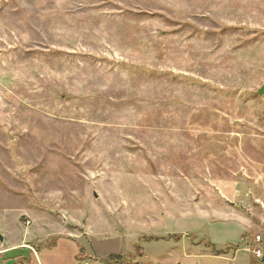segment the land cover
Masks as SVG:
<instances>
[{"label":"rangeland","instance_id":"374dc122","mask_svg":"<svg viewBox=\"0 0 264 264\" xmlns=\"http://www.w3.org/2000/svg\"><path fill=\"white\" fill-rule=\"evenodd\" d=\"M263 86L264 0H0V264H262Z\"/></svg>","mask_w":264,"mask_h":264},{"label":"trees","instance_id":"16d2710c","mask_svg":"<svg viewBox=\"0 0 264 264\" xmlns=\"http://www.w3.org/2000/svg\"><path fill=\"white\" fill-rule=\"evenodd\" d=\"M180 237H175V236H168L165 239H176V241L179 240ZM162 240H164V238H161ZM161 239L157 238V239H143L146 241V243H150V242H159L161 241ZM79 246L69 240H65V239H57V240H51L49 241V243L46 245V247H44V251L40 254V258L44 264V260H45V256H49L51 261H55V260H59L61 257H70L72 255L73 259H74V253L76 252V250L79 251ZM214 253H216L217 255H219L221 252L220 251H214ZM77 258V255L75 254V260ZM118 257H113L112 259H117Z\"/></svg>","mask_w":264,"mask_h":264},{"label":"built area","instance_id":"2783aa9c","mask_svg":"<svg viewBox=\"0 0 264 264\" xmlns=\"http://www.w3.org/2000/svg\"><path fill=\"white\" fill-rule=\"evenodd\" d=\"M259 240L260 238L257 237L255 246L251 249V253L257 261H259L260 263H264V250L260 247Z\"/></svg>","mask_w":264,"mask_h":264},{"label":"water","instance_id":"95a60500","mask_svg":"<svg viewBox=\"0 0 264 264\" xmlns=\"http://www.w3.org/2000/svg\"><path fill=\"white\" fill-rule=\"evenodd\" d=\"M257 95H258V96H263V95H264V86L261 87V89H259V90L257 91ZM0 242H2V237H1V236H0Z\"/></svg>","mask_w":264,"mask_h":264},{"label":"bare ground","instance_id":"6f19581e","mask_svg":"<svg viewBox=\"0 0 264 264\" xmlns=\"http://www.w3.org/2000/svg\"><path fill=\"white\" fill-rule=\"evenodd\" d=\"M257 237H259V236H256L255 239H256ZM250 252H251V250H250ZM251 254H252V253H251ZM253 257H254V256H253ZM254 258H255V257H254ZM258 262H259V261H258ZM259 263H260V262H259ZM262 264H264V263H262Z\"/></svg>","mask_w":264,"mask_h":264},{"label":"crops","instance_id":"0c3cea01","mask_svg":"<svg viewBox=\"0 0 264 264\" xmlns=\"http://www.w3.org/2000/svg\"><path fill=\"white\" fill-rule=\"evenodd\" d=\"M259 263V262H258Z\"/></svg>","mask_w":264,"mask_h":264}]
</instances>
